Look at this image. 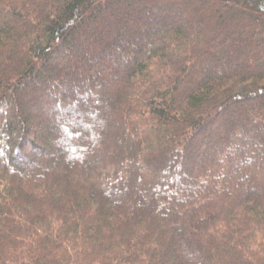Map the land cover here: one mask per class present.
<instances>
[{"label": "trees", "instance_id": "trees-1", "mask_svg": "<svg viewBox=\"0 0 264 264\" xmlns=\"http://www.w3.org/2000/svg\"><path fill=\"white\" fill-rule=\"evenodd\" d=\"M181 4L0 0V264H264V0Z\"/></svg>", "mask_w": 264, "mask_h": 264}, {"label": "rangeland", "instance_id": "rangeland-1", "mask_svg": "<svg viewBox=\"0 0 264 264\" xmlns=\"http://www.w3.org/2000/svg\"><path fill=\"white\" fill-rule=\"evenodd\" d=\"M139 2H141V4L144 3L142 0H135V4L137 6L136 8L139 9V10L141 9L140 10L141 12L143 11V14L145 15V18H149L153 14L154 16H157L159 19H162V15L163 14L162 15H160V14L157 15V13H156V11L159 9V7L157 5H147V3L145 2V5H144L145 7H144L143 5L140 6L141 4ZM175 2H176V5H177L176 8H178L179 13L176 11V13H174V14H171V15L170 14L163 15V17L167 16V18H169V19L170 18H173L172 21L174 20L175 22H177L176 21L177 19H179L181 17L186 18L187 15L189 16V11L185 8L184 5L182 7V4L181 3H183V0H175ZM112 10L117 11L115 9V7H113ZM146 11H149V13H147ZM117 13H119L118 14L119 16H121V15L123 16V12H121V10L119 12H117ZM162 13H163V11H162ZM104 27H105V25H104ZM140 32L141 33L138 32L136 34H133V36H131V35L128 34V38H131L132 37L133 39L134 38L136 39L137 37L144 35V32H142V31H140ZM113 40H115V37L113 38ZM129 43H130L129 45H126L127 47H124L122 49L123 50L122 52H125L126 51L125 49H128L130 47L132 49L135 48V43H133V41H131ZM56 60H57L58 63H62V61H60V59H58V57H57ZM237 62L240 63V64H244V61L243 60H239ZM237 62H235L233 60H229V61H227V60H221V61L217 62V64L215 66H218L219 68L220 67H223V68H226V69H232L236 65ZM104 63L106 64V67H107V70L105 71L107 73L111 72V69L116 66V65H114L115 62H112V61L111 62L104 61ZM110 90L111 89H109V91ZM89 91H90V89H89ZM99 97H100V95H99ZM236 115H237V118H240V114L239 113H237ZM55 121L57 122L56 118H55ZM122 140L125 142V148L123 147L124 148L123 150H124V152H125V150H127V152H128L129 143L125 140V138L119 136V138L117 139V142H118L117 145L118 146L113 147V148H110V150H112L113 153H116L121 148V145H122L121 142H122ZM258 155H259V153L256 152L255 153V156L252 155V158L253 159L254 158H258L257 157ZM127 166H128V164L126 163L124 169H128ZM147 182H149V179H147L145 177H141V183L140 184H137L136 187H135L136 192H137V197L142 200L141 204H140V202L135 201L136 205H138V206L141 205V207L144 208V207H147L152 200H156L157 203H158V205L160 206L161 201L159 202L160 199H159V196H158V192H159L158 190H152L151 189L149 191L148 190H145V192H144V185H146ZM129 183H130V179H129ZM129 185L130 184H127V185L123 186L122 189H121V191L124 192V193H127V195H129L130 197H132L133 194L131 195L129 193V190H130ZM160 191H162V190H160ZM161 193L163 195H165L166 197L169 196V192L166 189H164ZM251 193L252 194H254V193L259 194L262 197V199L264 200V184L263 183L254 184V186L251 189Z\"/></svg>", "mask_w": 264, "mask_h": 264}]
</instances>
